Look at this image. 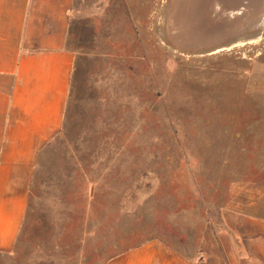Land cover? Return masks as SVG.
Returning a JSON list of instances; mask_svg holds the SVG:
<instances>
[{
	"label": "rangeland",
	"instance_id": "rangeland-1",
	"mask_svg": "<svg viewBox=\"0 0 264 264\" xmlns=\"http://www.w3.org/2000/svg\"><path fill=\"white\" fill-rule=\"evenodd\" d=\"M104 3L72 26L64 125L0 264H104L152 239L195 264L262 257L264 0Z\"/></svg>",
	"mask_w": 264,
	"mask_h": 264
},
{
	"label": "crops",
	"instance_id": "crops-1",
	"mask_svg": "<svg viewBox=\"0 0 264 264\" xmlns=\"http://www.w3.org/2000/svg\"><path fill=\"white\" fill-rule=\"evenodd\" d=\"M105 0H0V250L22 231L38 154L64 125L77 51L72 26L103 14ZM249 255L239 264H264ZM257 259V260H255ZM104 264H195L152 239Z\"/></svg>",
	"mask_w": 264,
	"mask_h": 264
}]
</instances>
